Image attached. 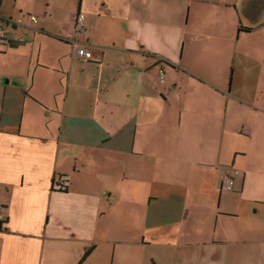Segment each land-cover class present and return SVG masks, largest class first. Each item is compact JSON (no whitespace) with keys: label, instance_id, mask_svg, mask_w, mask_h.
Here are the masks:
<instances>
[{"label":"crops","instance_id":"1","mask_svg":"<svg viewBox=\"0 0 264 264\" xmlns=\"http://www.w3.org/2000/svg\"><path fill=\"white\" fill-rule=\"evenodd\" d=\"M0 22V264H264V0H0Z\"/></svg>","mask_w":264,"mask_h":264},{"label":"built area","instance_id":"2","mask_svg":"<svg viewBox=\"0 0 264 264\" xmlns=\"http://www.w3.org/2000/svg\"><path fill=\"white\" fill-rule=\"evenodd\" d=\"M29 19L32 23H38L39 18L37 15H30ZM75 29L78 32H83L86 30V15L82 11H78L75 15ZM7 41L6 32L4 30L3 24L0 22V42ZM77 55L82 58L84 61H89L92 58L93 53L90 49H88L85 45H77ZM159 80L160 82L165 81V66L161 65L159 66ZM239 174L238 169H233L227 172L222 177V186L225 190H232L234 188L237 175ZM63 184L62 181H60V184H58L57 187L61 188V185Z\"/></svg>","mask_w":264,"mask_h":264},{"label":"trees","instance_id":"3","mask_svg":"<svg viewBox=\"0 0 264 264\" xmlns=\"http://www.w3.org/2000/svg\"><path fill=\"white\" fill-rule=\"evenodd\" d=\"M241 28L245 29V30H249V27L241 26ZM164 62L167 63L166 61H163V63ZM61 188H64V189L67 188V180H64L63 184L61 185ZM87 254H88V252H86L84 256H86Z\"/></svg>","mask_w":264,"mask_h":264},{"label":"rangeland","instance_id":"4","mask_svg":"<svg viewBox=\"0 0 264 264\" xmlns=\"http://www.w3.org/2000/svg\"><path fill=\"white\" fill-rule=\"evenodd\" d=\"M4 26H5V28H9V30H13L12 28H10V26H7L6 24H4ZM0 46H1V44H0Z\"/></svg>","mask_w":264,"mask_h":264}]
</instances>
